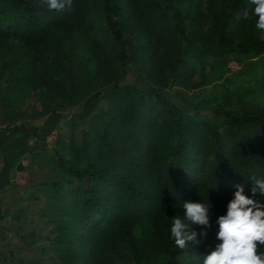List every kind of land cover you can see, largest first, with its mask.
Wrapping results in <instances>:
<instances>
[{"label": "trees", "instance_id": "trees-1", "mask_svg": "<svg viewBox=\"0 0 264 264\" xmlns=\"http://www.w3.org/2000/svg\"><path fill=\"white\" fill-rule=\"evenodd\" d=\"M90 1L0 0L6 54L0 73L15 79L19 91L23 85L36 91L43 111L49 96L75 101L81 78L102 74L95 63L89 68ZM93 1L115 59H131L147 74L139 85L102 78L99 97L107 106L80 130L82 163L56 155L70 178L52 189L42 212L54 225L57 264H116L110 251L116 244L137 264H264L262 240L235 250L225 227L264 232V98L256 100L252 84L224 88L221 101L210 104L220 118L213 125L190 102L193 112H181L167 93L190 77L191 57L208 63L191 40L211 38L200 22V1L223 52L241 46L248 26H264V0ZM229 27L241 34L235 43ZM252 54H264V41ZM3 107L7 121L43 113ZM93 145L95 156L88 154Z\"/></svg>", "mask_w": 264, "mask_h": 264}, {"label": "rangeland", "instance_id": "rangeland-1", "mask_svg": "<svg viewBox=\"0 0 264 264\" xmlns=\"http://www.w3.org/2000/svg\"><path fill=\"white\" fill-rule=\"evenodd\" d=\"M199 5L204 34L210 33L211 38L201 41L199 36L191 40L193 50L208 63L191 57L189 63L193 64V71L190 77L184 85H171L167 93L181 112H193L187 105L190 102L199 118L218 125L220 118L211 112L210 104L221 101L224 88L252 84L256 87V100L264 98V54H252L255 43L264 41V26H248L242 34L241 46L234 44L232 49L221 52L225 46L217 45L216 37L212 35L214 21L210 11L204 1ZM90 7L93 27L88 34L95 60L89 68L95 63L102 74L84 75L77 84L75 101L69 103L51 95L49 105L43 111L36 91L23 85L20 92L14 85L15 79L9 78L7 73H0V168H3L0 174V264H57L54 225L42 212L52 189L64 186L65 180L70 178L56 165V155L74 165L82 163L76 149L80 143V130L86 127L93 113L107 106L99 97L104 88L102 78L137 85L139 77L146 78V71L138 63L131 59L120 63L115 59L97 2L91 0ZM190 30L186 24L184 33L187 37ZM228 30L233 42L238 41L241 34L233 32L230 27ZM242 46L246 50H242ZM210 49L214 50L213 54L209 53ZM4 59L6 54L0 53V62ZM4 102H9L10 108H18L23 114L31 115L37 110L43 113L7 121L3 119ZM6 144L11 146L10 157L4 149ZM96 146L93 145L88 154L95 156L98 152ZM225 227L232 239L227 245L235 250L246 249L244 243H250V240L259 239L264 243L263 231L231 225ZM210 238L224 241L218 233H211ZM110 251L116 264H137L119 244L112 245ZM177 256L183 262L188 252L183 251Z\"/></svg>", "mask_w": 264, "mask_h": 264}, {"label": "crops", "instance_id": "crops-1", "mask_svg": "<svg viewBox=\"0 0 264 264\" xmlns=\"http://www.w3.org/2000/svg\"><path fill=\"white\" fill-rule=\"evenodd\" d=\"M4 131H7V129H4ZM1 133H2V131H1ZM1 133H0V137H1ZM7 144H8V143H7ZM7 144H6V146H5L4 149H5V151H6L7 156L10 157V156H12V153H11L12 150H11V146H10V145H7ZM4 145H5V144H4ZM2 172H3V168H2V169L0 168V174H1Z\"/></svg>", "mask_w": 264, "mask_h": 264}]
</instances>
